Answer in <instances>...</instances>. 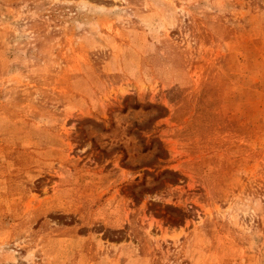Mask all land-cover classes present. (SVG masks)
Instances as JSON below:
<instances>
[{
	"label": "rangeland",
	"instance_id": "1",
	"mask_svg": "<svg viewBox=\"0 0 264 264\" xmlns=\"http://www.w3.org/2000/svg\"><path fill=\"white\" fill-rule=\"evenodd\" d=\"M0 264H264V0H0Z\"/></svg>",
	"mask_w": 264,
	"mask_h": 264
}]
</instances>
